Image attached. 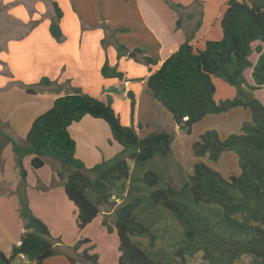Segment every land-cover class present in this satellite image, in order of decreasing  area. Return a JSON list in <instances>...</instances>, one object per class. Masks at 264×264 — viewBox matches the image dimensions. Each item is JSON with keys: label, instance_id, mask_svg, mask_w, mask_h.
Wrapping results in <instances>:
<instances>
[{"label": "crops", "instance_id": "crops-1", "mask_svg": "<svg viewBox=\"0 0 264 264\" xmlns=\"http://www.w3.org/2000/svg\"><path fill=\"white\" fill-rule=\"evenodd\" d=\"M227 1L0 0L1 128L16 141L24 143L38 115L48 110L57 97L81 88L101 100H111L122 123L137 126L141 136L161 130L173 131V176L161 156L132 161L125 195L116 198L117 203L122 205L142 196V201L134 211L137 219L149 224L157 234L154 247L162 238L171 246V242L176 240L173 237L174 229L180 235L179 238L184 229L182 231L177 226L171 210L153 202L151 192L170 183L181 187L199 160L225 177L238 175L237 153L226 151L212 164L208 154L202 157L195 155L193 144L208 129H216L222 138L241 132L243 122L250 121L252 113L241 106L222 113H210L193 125L190 134H186L172 114L153 96L147 81L187 39L196 49L204 48L207 40L220 39L223 36L221 17ZM55 2L62 11L59 19L62 40L56 39L50 31L51 22L56 18ZM120 44L126 47L121 55ZM258 45L264 50V42L252 43L250 57L256 53V58L253 62L249 57L252 65L244 70V76L248 84L257 86L251 90L253 95L264 100V87L258 85L253 76L254 65L260 56L256 50ZM145 56L155 61L146 63ZM105 66L108 75L103 73ZM251 67L252 71L248 75L247 69ZM116 71L122 76L115 75ZM43 78H48L51 84L40 83ZM224 85L233 89L231 96L237 94L236 88ZM28 87L33 88V91H28ZM132 94L136 99L133 115ZM69 129L77 142L75 155L87 167L112 158L123 148L112 138L110 127L103 119L85 115L80 121L71 124ZM175 144L179 146L178 151L174 149ZM32 157L26 155L23 163L28 172L26 192L33 213L48 225L54 237L61 238L66 244H74L80 238H89L90 244H93L97 240L94 237L96 233L103 239L111 240L114 246L110 258L106 262L102 256L99 259L101 264H117L119 237L116 231L109 232L103 224L106 211L85 227L79 228L77 206L66 194L64 180L56 174L61 169L60 162L48 159L43 167L34 169ZM182 160H185L186 167ZM149 170L159 175L158 182L155 185L140 182L137 185L140 188H137L133 176L136 174L140 180L142 177L145 179V173ZM19 181L20 173L12 143L6 142L0 157V249L6 254L12 252L25 230L19 214ZM186 195L182 196L183 199ZM207 205L203 207L221 211L222 216V210ZM158 215L161 217L156 218ZM132 239L139 242L134 235ZM143 244L148 245L146 242ZM84 248H87L85 243L80 250ZM142 248L151 254L145 245ZM96 250L100 252L101 247L97 245ZM15 263L73 264L64 253L52 255L42 263L20 255Z\"/></svg>", "mask_w": 264, "mask_h": 264}, {"label": "trees", "instance_id": "trees-1", "mask_svg": "<svg viewBox=\"0 0 264 264\" xmlns=\"http://www.w3.org/2000/svg\"><path fill=\"white\" fill-rule=\"evenodd\" d=\"M56 18L50 31L63 39L59 25L62 11L55 2ZM223 36L207 40L205 47L196 49L189 39L167 57L147 81L153 96L173 116L175 122L187 134L193 125L210 113H222L234 107L248 108L252 119L242 124L241 132L222 138L216 129H208L193 144L196 156L208 154L218 161L226 151L238 155L240 173L225 177L202 160L197 161L188 180L181 187L169 184L154 189L150 197L173 212L184 229V236L171 242V247L182 264L201 252L207 264H235L244 255L252 256L251 264H264V100L255 97L256 89L247 83L244 70L252 65L249 56L252 43L264 42V0H228L221 17ZM120 55L126 47L119 45ZM259 59L254 65L253 76L264 87V50L257 46ZM146 63L155 59L144 57ZM103 73L108 75L107 66ZM122 76L120 72H114ZM220 76L236 86L237 95L217 101L214 98V76ZM42 84H51L48 78ZM28 91L33 88L28 87ZM136 99L131 95V112L134 114ZM85 115L103 119L110 127L112 138L122 145L110 159H103L91 167L76 157L77 142L70 132V125ZM173 131H155L141 136L138 127L125 125L112 106L81 88L57 97L53 105L38 115L21 143L10 137L0 126V157L6 142L12 143L20 181L17 188L19 214L24 232L10 254L0 249V264H16L20 255L30 261L42 263L48 257L64 253L73 264H101L98 253L89 248L80 250L89 238H80L74 244H66L54 237L48 225L36 216L29 204L26 192L28 172L23 159L33 155L31 165L41 168L48 159L60 162L57 176L64 180L68 197L78 209L77 223L85 227L104 210L103 224L108 231H116L119 237L117 264H171L152 258L133 239L132 235L149 238L154 246L157 234L150 225L139 221L134 213L141 197L119 205L130 177L131 162L143 161L154 156L165 159L173 166ZM145 180L155 185L159 175L149 170ZM190 194L196 202L216 204L222 210L220 220H213L181 199Z\"/></svg>", "mask_w": 264, "mask_h": 264}, {"label": "rangeland", "instance_id": "rangeland-1", "mask_svg": "<svg viewBox=\"0 0 264 264\" xmlns=\"http://www.w3.org/2000/svg\"><path fill=\"white\" fill-rule=\"evenodd\" d=\"M251 58H252V60L254 62L255 61V58H256V53H254L250 57V59ZM251 71H252V67L249 68V69H247V74L249 75L251 73ZM214 81H215V84H216V92L214 94V98L215 99H225V98H232V97H234V96H231L232 93H233V89L226 88L224 84H227L229 87H234V88H236V86L228 83L223 78H221L220 76H217V75L214 76ZM217 101H219V100H217ZM1 129L3 130V128H1ZM174 149H175V151H178L179 150V146H176V144H175ZM209 162L212 163V164H215L213 161H209ZM182 163L186 167L185 160H182ZM236 166L238 168V173L237 174H239L240 173L239 163H236ZM167 167H168V165H167ZM174 169H175L174 168V165L172 167H170V168L168 167V170H169V173H170L171 176H173L172 173H173ZM183 173L186 175V171L185 170H183ZM161 179H162V181H164V177L163 176L161 177ZM133 182H134V185L136 187H137V185L140 184V182L141 183L144 182L145 184L149 185L148 182L143 177L140 180L136 174L133 176ZM26 186H28V184ZM137 188H140V187L138 186ZM139 191H140V193H142V190L141 189ZM186 196L187 197H185L184 199H183V197L181 199L183 201H185L186 203L190 204L191 206H193L195 209H197L200 212L206 214L207 216H209L213 220H220L221 219V217H222L221 216V213H220L221 211L220 212H216L215 210L210 209V207H203V206H205L206 203H204V205H203L202 203L195 202V200L193 199V197H191L189 195H186ZM139 197L142 198V196H139ZM201 204H202V206H201ZM209 205H211V206H213V207L218 208L219 210H221V208L218 205H216V204H208L207 206H209ZM142 212L144 213V215L146 214L144 211H142ZM170 212H172V211H170ZM159 216L160 215H158L156 218H158ZM173 216H174V218H175V220H176V222L178 224L177 226H180L181 230L183 231V228H182L181 224L179 223V221L177 220V218L175 217L174 214H173ZM173 234H174L173 237H175L176 239H181L184 236V232H183L182 237L179 238L180 235L177 233V230H175V229H174ZM94 237L97 239V240H95L96 241L95 243H93V244L91 243L90 244V242H87V243H85V245H87V248H89L90 253H98L99 257L102 256V259L106 262V259L108 257L110 258L109 255H111V253H112V247L114 246V243L111 240H106V238L103 239L102 236L99 233L94 234ZM134 237H136V240L139 241L138 242L139 244L135 241L139 246H141V247H142V245H145L146 246V249L151 254H149L144 248L143 249L152 258H154L156 260L160 259V260H163V261H169L171 264H182L180 257L175 253V251L173 250V248L169 245V243L164 238H162V240H160L159 242H157V247H154L155 245L154 246L149 245V238L147 239L145 237H142V236L140 237V236H137V235H134ZM143 242H146L148 245L143 244ZM96 244L98 245V247H101L100 252L98 250H96V248H97V245ZM99 262H100V259H99ZM251 263H252V256L251 255H244L235 264H251ZM187 264H207V263L202 258V254L200 252L196 256H194L193 258H191L188 261Z\"/></svg>", "mask_w": 264, "mask_h": 264}]
</instances>
